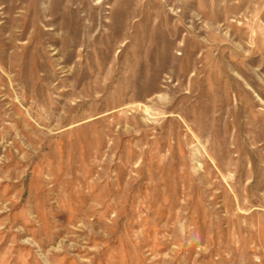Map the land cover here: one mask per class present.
<instances>
[{"label":"rangeland","instance_id":"rangeland-1","mask_svg":"<svg viewBox=\"0 0 264 264\" xmlns=\"http://www.w3.org/2000/svg\"><path fill=\"white\" fill-rule=\"evenodd\" d=\"M0 264H264V0H0Z\"/></svg>","mask_w":264,"mask_h":264}]
</instances>
